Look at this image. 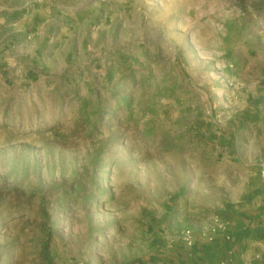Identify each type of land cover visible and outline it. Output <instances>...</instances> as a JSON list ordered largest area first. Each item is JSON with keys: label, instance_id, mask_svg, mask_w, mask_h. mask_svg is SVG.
Returning a JSON list of instances; mask_svg holds the SVG:
<instances>
[{"label": "rangeland", "instance_id": "obj_1", "mask_svg": "<svg viewBox=\"0 0 264 264\" xmlns=\"http://www.w3.org/2000/svg\"><path fill=\"white\" fill-rule=\"evenodd\" d=\"M118 1L126 42L105 69L29 81L23 65H0V264H128L165 232L203 228L250 185L200 130L235 115L226 104L242 93L211 109L209 76L233 70L220 53L235 35L258 37L264 0Z\"/></svg>", "mask_w": 264, "mask_h": 264}, {"label": "crops", "instance_id": "obj_2", "mask_svg": "<svg viewBox=\"0 0 264 264\" xmlns=\"http://www.w3.org/2000/svg\"><path fill=\"white\" fill-rule=\"evenodd\" d=\"M123 8L118 0H0V65H23L29 81L45 74L67 75L78 65L105 69L101 58L107 51L113 49L117 59L122 57L126 41L122 27L116 30L114 24L118 19L128 25L129 15ZM133 26L135 37L137 19ZM6 27L9 31L3 34ZM150 32L155 41L159 28ZM233 38V46L220 53L221 63L233 65V70L227 67L220 75L210 74L207 97L213 101L211 109L217 108L222 95L225 100L239 92L242 100L226 104L235 115L225 127L208 123L200 137L228 158L239 160L250 185L212 222L194 230L192 247L165 232L152 253L128 264H264V16L258 37L248 42L242 36ZM126 54L124 63H132ZM206 78L199 75L201 82ZM219 82L226 89L218 90ZM229 83L234 85L231 95ZM218 224L226 229H218Z\"/></svg>", "mask_w": 264, "mask_h": 264}, {"label": "built area", "instance_id": "obj_3", "mask_svg": "<svg viewBox=\"0 0 264 264\" xmlns=\"http://www.w3.org/2000/svg\"><path fill=\"white\" fill-rule=\"evenodd\" d=\"M263 177H264V172H263ZM217 228L224 231L226 228H225V225L223 224H218L217 225ZM183 240L185 241V243L189 246V247H192L193 244H194V238H193V233H188L186 235H184L183 237Z\"/></svg>", "mask_w": 264, "mask_h": 264}]
</instances>
